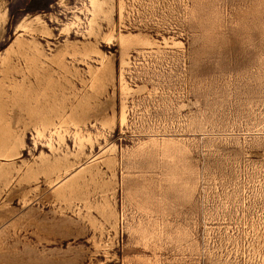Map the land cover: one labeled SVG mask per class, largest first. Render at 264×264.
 <instances>
[{
	"label": "rangeland",
	"instance_id": "rangeland-1",
	"mask_svg": "<svg viewBox=\"0 0 264 264\" xmlns=\"http://www.w3.org/2000/svg\"><path fill=\"white\" fill-rule=\"evenodd\" d=\"M0 264H264V0H0Z\"/></svg>",
	"mask_w": 264,
	"mask_h": 264
}]
</instances>
